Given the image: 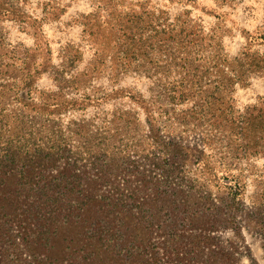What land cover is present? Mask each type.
Instances as JSON below:
<instances>
[{
    "label": "trees",
    "instance_id": "1",
    "mask_svg": "<svg viewBox=\"0 0 264 264\" xmlns=\"http://www.w3.org/2000/svg\"><path fill=\"white\" fill-rule=\"evenodd\" d=\"M13 4L34 43L0 28V264H258L246 234L264 261V95L236 97L264 77L258 38L231 56L219 25L145 9L80 69Z\"/></svg>",
    "mask_w": 264,
    "mask_h": 264
},
{
    "label": "rangeland",
    "instance_id": "2",
    "mask_svg": "<svg viewBox=\"0 0 264 264\" xmlns=\"http://www.w3.org/2000/svg\"><path fill=\"white\" fill-rule=\"evenodd\" d=\"M0 0V4L9 8L13 4L20 12L27 13L40 20L41 31L52 51L53 63L60 62L59 53L65 47L78 49L82 54V69L93 56L95 50L102 51L108 41L122 43L115 27L118 19L125 13H141L143 10L159 9L175 15L183 10H190L192 17L200 20L206 29L219 25L225 31L224 43L231 56L239 53L247 44L248 36L258 38L254 48L264 53V0ZM0 28L8 41L21 42L27 46L34 43L33 36L22 30L18 23L0 20ZM99 31L95 42L87 30ZM224 29V30H223ZM95 85H107L106 78L93 82ZM120 86H131L146 91V80L137 74L126 75ZM53 81L44 75L39 81L40 88H52ZM264 95V77L255 78L247 89H238V105L254 102ZM189 142H198L197 136ZM260 162L259 164H261ZM250 247V256L258 264H264L261 240L246 234ZM250 263L249 258H244Z\"/></svg>",
    "mask_w": 264,
    "mask_h": 264
}]
</instances>
